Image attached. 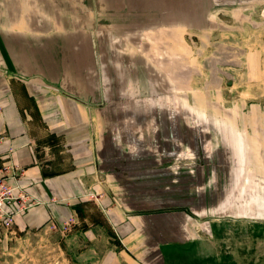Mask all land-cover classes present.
I'll use <instances>...</instances> for the list:
<instances>
[{"label":"crops","instance_id":"1","mask_svg":"<svg viewBox=\"0 0 264 264\" xmlns=\"http://www.w3.org/2000/svg\"><path fill=\"white\" fill-rule=\"evenodd\" d=\"M263 1L0 0V162L37 201L13 228L72 217L98 264H255L218 233L264 222L260 129L213 109L180 51L226 49L227 21Z\"/></svg>","mask_w":264,"mask_h":264},{"label":"rangeland","instance_id":"2","mask_svg":"<svg viewBox=\"0 0 264 264\" xmlns=\"http://www.w3.org/2000/svg\"><path fill=\"white\" fill-rule=\"evenodd\" d=\"M228 12L229 18L230 13L232 15L237 13L233 8ZM244 12L248 14L241 22L239 19L227 21L226 49L217 50L213 44L214 37L212 45L205 41L199 45L198 38L194 36L184 37V41L188 40L189 46L186 45V50L180 51V63L185 66L181 67L180 75L182 78L195 81L196 87L207 90L212 97L207 99L208 104L211 102L213 109L218 113L221 111L222 117L227 119L225 112L237 108L240 110L238 114L234 116L227 114L229 120L235 118L240 123L259 127L260 130L255 133L259 135V142H256L255 147L259 149L258 154L263 162L264 1L258 6H245ZM204 63L210 64V67L203 66ZM215 63H219L220 66H211ZM209 76L219 77L222 81L221 87L204 83V77L208 79ZM226 80L233 83L226 86L224 83ZM181 88V91L186 93V87ZM220 91L223 92L214 96L213 92ZM201 103L199 101L198 107L204 108V102ZM188 106L187 100H180L181 108ZM218 234L225 237L223 244L230 257L243 259L244 262L254 257L255 264H264V222L230 223ZM82 245L79 238L72 237L67 232L62 233L58 227L45 226L34 230L13 228L11 232L0 234V264H98V260L92 259V253L82 252ZM117 264L127 263L120 261Z\"/></svg>","mask_w":264,"mask_h":264},{"label":"built area","instance_id":"3","mask_svg":"<svg viewBox=\"0 0 264 264\" xmlns=\"http://www.w3.org/2000/svg\"><path fill=\"white\" fill-rule=\"evenodd\" d=\"M16 170L17 167L9 170L6 163L0 162V234L11 232L16 216L24 213L30 205L37 203L17 183ZM73 222L72 217L64 219L60 224L61 232L69 231Z\"/></svg>","mask_w":264,"mask_h":264}]
</instances>
